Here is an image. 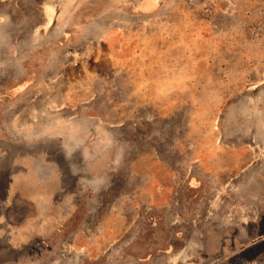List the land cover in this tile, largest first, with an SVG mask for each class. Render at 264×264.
I'll list each match as a JSON object with an SVG mask.
<instances>
[{"label": "rangeland", "instance_id": "374dc122", "mask_svg": "<svg viewBox=\"0 0 264 264\" xmlns=\"http://www.w3.org/2000/svg\"><path fill=\"white\" fill-rule=\"evenodd\" d=\"M0 264H264V0H0Z\"/></svg>", "mask_w": 264, "mask_h": 264}, {"label": "crops", "instance_id": "0c3cea01", "mask_svg": "<svg viewBox=\"0 0 264 264\" xmlns=\"http://www.w3.org/2000/svg\"><path fill=\"white\" fill-rule=\"evenodd\" d=\"M50 135V134H49ZM56 136L54 135V138H55ZM85 138V137H84ZM87 142V141H86ZM86 142H83L82 143V141L80 142V144L78 145V147H77V151L78 152H80L81 154L82 153H84V152H87L86 150H87V144H86ZM65 148V147H64ZM63 148V149H64ZM66 151H68L66 148L64 149V152H66Z\"/></svg>", "mask_w": 264, "mask_h": 264}]
</instances>
